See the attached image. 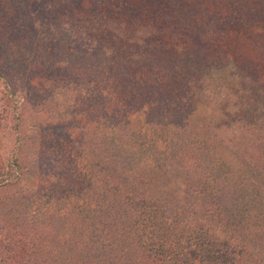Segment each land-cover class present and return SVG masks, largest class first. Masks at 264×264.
Wrapping results in <instances>:
<instances>
[{"label": "trees", "instance_id": "16d2710c", "mask_svg": "<svg viewBox=\"0 0 264 264\" xmlns=\"http://www.w3.org/2000/svg\"><path fill=\"white\" fill-rule=\"evenodd\" d=\"M255 47L264 0H0V264H264Z\"/></svg>", "mask_w": 264, "mask_h": 264}, {"label": "rangeland", "instance_id": "374dc122", "mask_svg": "<svg viewBox=\"0 0 264 264\" xmlns=\"http://www.w3.org/2000/svg\"><path fill=\"white\" fill-rule=\"evenodd\" d=\"M250 55L253 56V58H254V60L256 62L262 64V66L264 65V51L261 52L259 50V48H256L255 47V49L252 52H250ZM116 80L118 82V84H117L118 86L116 85V87H118V88L120 87V85H123L124 84V81H125L124 79H122L120 77L116 78ZM4 158H5V156H3V159Z\"/></svg>", "mask_w": 264, "mask_h": 264}]
</instances>
